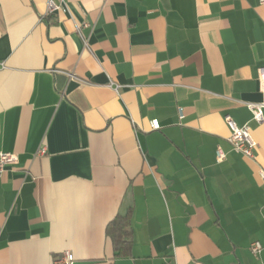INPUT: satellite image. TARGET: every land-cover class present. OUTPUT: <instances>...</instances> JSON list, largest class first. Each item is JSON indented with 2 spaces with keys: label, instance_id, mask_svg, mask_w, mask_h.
Masks as SVG:
<instances>
[{
  "label": "crops",
  "instance_id": "crops-1",
  "mask_svg": "<svg viewBox=\"0 0 264 264\" xmlns=\"http://www.w3.org/2000/svg\"><path fill=\"white\" fill-rule=\"evenodd\" d=\"M263 65L259 0H0V264H264Z\"/></svg>",
  "mask_w": 264,
  "mask_h": 264
},
{
  "label": "built area",
  "instance_id": "built-area-1",
  "mask_svg": "<svg viewBox=\"0 0 264 264\" xmlns=\"http://www.w3.org/2000/svg\"><path fill=\"white\" fill-rule=\"evenodd\" d=\"M264 5V0H259ZM65 0H47L48 13H53L64 7ZM258 80L260 82L261 90L264 91V65L259 68ZM253 111V118L261 122L263 120V104H250ZM227 124L231 130L228 140L232 144L233 148L243 154L244 156L256 160L257 158V142L254 139L251 127L249 125L239 126L229 114L225 116ZM45 149L41 148L39 153H44ZM226 157V153L219 147L217 149V160L222 161ZM18 156L14 152L1 151L0 152V177L5 172L7 166L13 165L17 162ZM259 174L264 183V169L259 170ZM252 251L255 254H259L262 250V244L259 241H255L251 246ZM74 256L70 252H66L65 255L58 261L59 264H72Z\"/></svg>",
  "mask_w": 264,
  "mask_h": 264
},
{
  "label": "trees",
  "instance_id": "trees-1",
  "mask_svg": "<svg viewBox=\"0 0 264 264\" xmlns=\"http://www.w3.org/2000/svg\"><path fill=\"white\" fill-rule=\"evenodd\" d=\"M108 234L113 241L114 256L131 255L133 242V227L131 210L118 214L108 225Z\"/></svg>",
  "mask_w": 264,
  "mask_h": 264
}]
</instances>
